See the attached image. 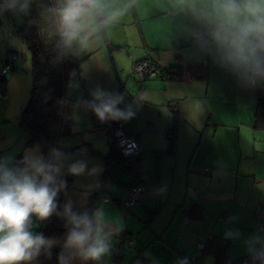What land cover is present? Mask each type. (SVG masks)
Instances as JSON below:
<instances>
[{
    "label": "crops",
    "instance_id": "crops-1",
    "mask_svg": "<svg viewBox=\"0 0 264 264\" xmlns=\"http://www.w3.org/2000/svg\"><path fill=\"white\" fill-rule=\"evenodd\" d=\"M181 2L136 0V6L101 34L87 54L65 57L57 145L80 147L69 155L68 163L85 159L90 168L100 165L102 172L75 177L65 166L63 176L71 177L73 187L63 194L62 204L71 199L73 210L89 203L93 210L103 206L120 221L122 231L112 241L114 257L106 256L110 264L135 260L180 264L177 251L212 264L213 256L201 249L213 235L226 238L229 230L239 232L238 239H230V257L248 253L245 241L250 236H264L257 216L264 207V130L253 128L256 85H245L200 50L189 34L191 19L177 13ZM2 48L0 67L9 50L19 55L4 83L6 97L0 98V158L12 163L19 153L23 158L33 148L25 147L27 134L18 125L31 89V62L30 54L20 53L25 46L19 40L8 38ZM144 59L159 68L182 66V78L140 80L133 65ZM96 87L123 94L120 108L133 104L134 118L120 122L136 136L138 175L127 172L119 158H112L104 170L111 144L106 133L93 134L89 127L100 122L108 130L115 121L101 122L91 110L77 107L78 101L91 99ZM171 103H176L179 118L174 150L168 134L173 124ZM88 185L94 187L84 198ZM137 185L143 187L140 200L123 210L120 202ZM104 195L109 200L103 201ZM151 247L152 256L146 253Z\"/></svg>",
    "mask_w": 264,
    "mask_h": 264
},
{
    "label": "clouds",
    "instance_id": "clouds-1",
    "mask_svg": "<svg viewBox=\"0 0 264 264\" xmlns=\"http://www.w3.org/2000/svg\"><path fill=\"white\" fill-rule=\"evenodd\" d=\"M32 2L0 0V14H27ZM135 6L136 0H51L50 6L43 7V16L50 22L48 38L55 41L57 58L87 54L97 38ZM177 13L191 19L190 36L220 67L245 85L264 83V0H182ZM90 95V100L78 101L77 107L91 110L101 122L135 116L133 104L119 107L124 103L123 94L96 87ZM70 159L57 147H50L45 157L39 144L15 165L10 158H0V264H32L42 252L50 256L57 244L62 249L58 264L75 260L102 264L111 253L112 241L122 231L118 219L111 218L103 206L76 212L71 199L62 207L58 204L59 195L67 194V182L62 178L65 166L75 177H96L102 172L100 165L90 168L85 159L68 163ZM93 187L85 186L82 196L86 198ZM53 214L66 222L62 241L33 231L38 222ZM239 236L238 231L226 233L229 239ZM245 245L251 264H264V236L254 234Z\"/></svg>",
    "mask_w": 264,
    "mask_h": 264
},
{
    "label": "trees",
    "instance_id": "trees-1",
    "mask_svg": "<svg viewBox=\"0 0 264 264\" xmlns=\"http://www.w3.org/2000/svg\"><path fill=\"white\" fill-rule=\"evenodd\" d=\"M44 6H49L47 0H33L27 14L19 13L22 17V23L19 25L14 23V35L23 42L25 48L30 54L32 74V84L29 97L20 111L18 125L27 134L25 147H34L39 144L45 157H47L50 147L60 148L63 152L70 155L80 147L64 148L57 145L59 123L62 114L64 84L67 79L65 57L62 59L57 58V52L54 46L55 41L48 38V23L50 22H47L43 16ZM9 53L15 54L16 58L14 60H9ZM18 57L19 55L14 50H9L5 54L3 64L10 62L8 73L14 68V63ZM144 60H147L153 67L159 70L157 75L159 77L171 80H180L182 78V66L174 65L168 68H159L151 60ZM75 66L77 67V63ZM7 74L0 79L2 85L7 79ZM255 105L253 128L264 130V83L256 85ZM170 108L173 114V124L171 128H169L168 134L171 139V150H174L176 137L175 131L179 118L176 103H171ZM116 122L118 121H115L114 124ZM110 144V150L105 156L106 161L104 170H108L112 158H119L127 172L138 175L137 158L135 156L128 158L124 157L116 150L115 144L111 142ZM21 159L22 153H19L13 159L12 165H15ZM62 178L67 182V191L72 189L73 183L71 177L62 176ZM63 194L64 193H61L58 197V204L61 207L63 206ZM191 208L194 209V207ZM122 209L126 210L125 208ZM92 210L93 205L89 203L85 209L74 211L91 212ZM198 210L200 213L201 209L198 208ZM65 224L66 222L64 219L53 214L49 219L41 222L37 234L42 233L45 237L56 238L57 240L62 241L67 232ZM230 242L231 240L228 238L213 235V237L207 240L203 245V248L201 249L202 254L212 255L214 258L212 264H251L248 253L234 257L228 256ZM61 250V246L58 244L51 249L50 256L42 252L32 264H58L57 257Z\"/></svg>",
    "mask_w": 264,
    "mask_h": 264
},
{
    "label": "built area",
    "instance_id": "built-area-1",
    "mask_svg": "<svg viewBox=\"0 0 264 264\" xmlns=\"http://www.w3.org/2000/svg\"><path fill=\"white\" fill-rule=\"evenodd\" d=\"M51 3V0H48ZM16 58L15 54L9 53V60H14ZM10 69V62L4 63L0 67V79L2 76L6 75ZM134 74L141 80L145 77L157 76L159 70L153 67L147 60H141L133 65ZM6 97V90L4 84L0 82V98ZM89 131L93 134L99 132L106 133L108 141L115 144L120 153L128 158L136 156L138 153V142L136 136L131 133H127L121 122H116L110 129L104 128L100 122H96L89 127ZM143 192V187L141 185L132 186L129 189L127 197L120 202L122 208L129 209L134 203L140 200ZM103 201L109 200V197L104 195L101 197ZM259 228L262 233H264V207H260L257 212ZM116 253L120 254L121 250L117 246ZM179 260L183 264H203L200 256L189 255L183 252H179ZM112 264H117L115 261Z\"/></svg>",
    "mask_w": 264,
    "mask_h": 264
},
{
    "label": "rangeland",
    "instance_id": "rangeland-1",
    "mask_svg": "<svg viewBox=\"0 0 264 264\" xmlns=\"http://www.w3.org/2000/svg\"><path fill=\"white\" fill-rule=\"evenodd\" d=\"M48 4H49V6L51 5V3L49 1H48ZM14 23H16L18 25L22 23V17L20 16L19 13L7 11V12H4L3 14H0V56H1V51H3L2 47L8 38H11L12 42H14L15 40H19V42L21 41L16 35H14V33L12 31V29H14ZM11 31H12V33H11ZM20 53H23L24 55L29 56V53H28L26 48L23 49V52L21 51ZM146 253L148 255L152 256L154 254L153 248L151 247L148 250H146ZM176 254L179 255V251H177ZM111 255H112V253H111ZM135 261L136 262H133V264H144L143 261H141V260L140 261L135 260ZM92 264H93V262H92ZM102 264H110L109 259L108 258L106 259V257H104ZM118 264H125V263L124 262L123 263L118 262Z\"/></svg>",
    "mask_w": 264,
    "mask_h": 264
}]
</instances>
